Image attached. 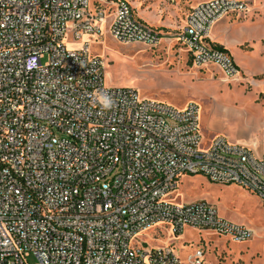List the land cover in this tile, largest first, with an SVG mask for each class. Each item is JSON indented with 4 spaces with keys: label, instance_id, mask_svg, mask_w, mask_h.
Segmentation results:
<instances>
[{
    "label": "built area",
    "instance_id": "2783aa9c",
    "mask_svg": "<svg viewBox=\"0 0 264 264\" xmlns=\"http://www.w3.org/2000/svg\"><path fill=\"white\" fill-rule=\"evenodd\" d=\"M248 12L242 0L199 1L177 39L195 66L241 78L210 32ZM104 30L126 44L165 38L130 0H0V264H183L173 245L140 242L160 225L174 235L190 227L251 240V227L213 203L173 194L185 174H202L264 205V151L221 135L204 143L194 102L175 107L106 85L89 39ZM98 89L114 97L112 110L93 103ZM204 254L196 247L186 260L207 264Z\"/></svg>",
    "mask_w": 264,
    "mask_h": 264
},
{
    "label": "rangeland",
    "instance_id": "374dc122",
    "mask_svg": "<svg viewBox=\"0 0 264 264\" xmlns=\"http://www.w3.org/2000/svg\"><path fill=\"white\" fill-rule=\"evenodd\" d=\"M130 1L152 9L157 0ZM167 1L183 4L188 10L202 0ZM242 1L249 6L248 15L231 19L232 15L226 16L221 20L220 29L229 34L226 36L222 31L221 34L227 41L238 40L245 50L262 52L255 59L256 65H260L264 61V0ZM177 32V28L169 27L164 30L165 38L157 45L147 46L118 42L104 30L97 38H89L90 50L104 59V81L109 87L134 88L142 96L175 107L194 102L199 106L204 143L218 135L231 142L244 139L241 144L260 156L264 151V122H261L264 120V72L252 76L246 71L247 76L240 79L228 77L213 63L195 66L186 46L177 39ZM173 196L182 202L205 199L217 207L220 216L232 222L256 230L264 226V205L260 199L234 183H216L202 174H185ZM139 240L149 246L173 245L183 264H189L186 258L196 247L205 250L207 264H264L263 242L257 238L234 242L212 230L190 227L174 235L160 225L143 232ZM29 262L33 264L34 259L29 258Z\"/></svg>",
    "mask_w": 264,
    "mask_h": 264
},
{
    "label": "crops",
    "instance_id": "0c3cea01",
    "mask_svg": "<svg viewBox=\"0 0 264 264\" xmlns=\"http://www.w3.org/2000/svg\"><path fill=\"white\" fill-rule=\"evenodd\" d=\"M133 5L136 8L137 16L145 23H147L148 25H150L151 27H153L162 34L164 33V30H167V28L169 27H174L177 28L178 30L182 28L186 22V16L188 12L192 8V6H194L192 5L188 10H186L183 4L180 3L174 4L167 0H157L153 4L152 9L150 7H143L138 2L137 3L133 2ZM231 15L232 16L230 17V19L233 17H237V18L241 17V15L239 14H231ZM236 15H239V17ZM224 18L220 19L214 24L210 32V37L215 44L223 47V49H225L227 53L234 59V61L237 62V64L241 67L242 76L240 79L246 77L247 72L251 73V75L253 74L252 76H254V74L258 72H262V71L264 72V61H261L260 65H256L255 63L256 57L260 56L262 52H259L257 50H245L241 46H239L238 40L235 39L234 41H227L225 35L222 36L221 34L222 29H220L222 24L220 23L221 20H223ZM231 26L234 27V25ZM229 28H230V23H229ZM222 32H225L226 36L227 34H229L228 31L227 32L222 31ZM215 38L222 39L225 44L223 42L217 41ZM247 81L250 80L248 79ZM261 122H264V120L262 119ZM235 140L236 142L239 143L245 142L244 139H235ZM254 145L256 146V143H254ZM251 228L254 231L253 238L261 239L262 242L264 243V226H262V228L259 230H256L253 227Z\"/></svg>",
    "mask_w": 264,
    "mask_h": 264
},
{
    "label": "clouds",
    "instance_id": "9594fccd",
    "mask_svg": "<svg viewBox=\"0 0 264 264\" xmlns=\"http://www.w3.org/2000/svg\"><path fill=\"white\" fill-rule=\"evenodd\" d=\"M94 104H99L102 110L110 111L115 106L114 97L104 90H96L91 94Z\"/></svg>",
    "mask_w": 264,
    "mask_h": 264
},
{
    "label": "trees",
    "instance_id": "16d2710c",
    "mask_svg": "<svg viewBox=\"0 0 264 264\" xmlns=\"http://www.w3.org/2000/svg\"><path fill=\"white\" fill-rule=\"evenodd\" d=\"M217 46H218V45H217ZM218 47L223 48V47H221V46H218Z\"/></svg>",
    "mask_w": 264,
    "mask_h": 264
}]
</instances>
